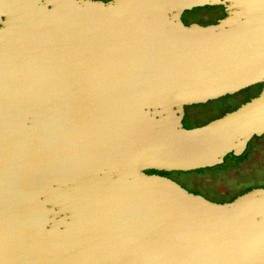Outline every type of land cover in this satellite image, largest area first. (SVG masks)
I'll list each match as a JSON object with an SVG mask.
<instances>
[{"label":"water","instance_id":"1","mask_svg":"<svg viewBox=\"0 0 264 264\" xmlns=\"http://www.w3.org/2000/svg\"><path fill=\"white\" fill-rule=\"evenodd\" d=\"M202 6L225 15L182 22ZM262 134L264 0H0V264H264V186L216 202L147 173Z\"/></svg>","mask_w":264,"mask_h":264},{"label":"rangeland","instance_id":"2","mask_svg":"<svg viewBox=\"0 0 264 264\" xmlns=\"http://www.w3.org/2000/svg\"><path fill=\"white\" fill-rule=\"evenodd\" d=\"M216 10L215 6L195 7L188 10L190 13L186 19L213 21L217 16ZM257 89L258 85H253L234 94H227L205 103L185 106L182 125L194 127L219 117L247 101L248 97L252 96ZM262 135L259 139L254 140L256 145L254 149H251L252 142L250 141L256 136L248 141L245 150L248 151V155L240 164L234 165L233 158L229 157L226 164L223 165L225 167L223 173H220L221 164H219L185 172L172 171L169 178L178 182L188 191L198 192L207 199L216 202L230 197L233 192L242 193L254 187L262 186L264 185V134Z\"/></svg>","mask_w":264,"mask_h":264},{"label":"flooded vegetation","instance_id":"3","mask_svg":"<svg viewBox=\"0 0 264 264\" xmlns=\"http://www.w3.org/2000/svg\"><path fill=\"white\" fill-rule=\"evenodd\" d=\"M102 1H107V0H102ZM217 7H218L217 10H216L217 11V14H216L217 16H216V18L213 21L208 20V19H203V20H200V21H196L194 19H186L187 15L190 13L189 11H184L182 13L181 20H182V22L184 24H189L191 22H196V23L201 24V25H206V24H209V23H215L217 19H219V18H221V17H223L225 15L222 6H217ZM260 87L261 86L259 85L258 90L255 91L252 96L248 97V99H250L251 97L257 95V93L260 90ZM184 116H185V114H184ZM261 136H263V135H261ZM261 136H259V137H261ZM147 173H157V174L164 175V176H167V177H170L169 175H171V172H169L168 174H162L161 172H158V171H147ZM262 186H264V185H262ZM259 187H261V186H259Z\"/></svg>","mask_w":264,"mask_h":264},{"label":"trees","instance_id":"4","mask_svg":"<svg viewBox=\"0 0 264 264\" xmlns=\"http://www.w3.org/2000/svg\"><path fill=\"white\" fill-rule=\"evenodd\" d=\"M215 8L217 9L218 7L217 6H215ZM258 87H259V85H258ZM258 90V89H257ZM256 90V91H257ZM256 94V93H255ZM248 100V99H247ZM207 122V121H206ZM206 122H204V123H206ZM203 123V124H204ZM262 137V136H261ZM260 137H255V138H253V139H251V141L250 142H252V148L251 149H254L255 147H256V145H255V143H254V140L255 139H259ZM250 149V150H251ZM228 155H230V156H228ZM228 155H226L225 156V161L220 165L221 167H220V169H221V172L220 173H223L224 171H225V167L223 166L224 164H226V161L228 160V158L229 157H232L233 158V164L234 165H237V164H240L246 157H247V155H248V151L246 152V151H244L241 155H239V156H234V155H232V154H228ZM161 173L162 174H168L169 172H164V171H161ZM220 173H217V174H220ZM195 190V189H194ZM196 191H199V190H196ZM193 193H198V192H193ZM243 193V192H242ZM199 194V193H198ZM236 194H241V193H239V192H236V193H232L231 195H230V197H227L226 199H222L220 202H224V201H230V200H232L234 197H236Z\"/></svg>","mask_w":264,"mask_h":264}]
</instances>
